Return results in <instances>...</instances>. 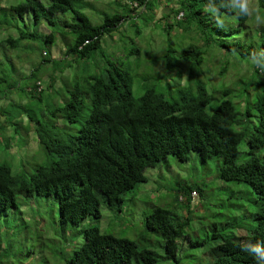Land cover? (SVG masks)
Segmentation results:
<instances>
[{
  "label": "trees",
  "instance_id": "1",
  "mask_svg": "<svg viewBox=\"0 0 264 264\" xmlns=\"http://www.w3.org/2000/svg\"><path fill=\"white\" fill-rule=\"evenodd\" d=\"M3 1L0 51L20 49L25 40L44 43L48 50L40 51L43 58L29 73L35 82L26 87V94L40 97L39 77L47 72L53 74L47 81L48 91L57 81L61 89L78 76L80 86L73 84L71 97L53 107L48 126L35 114L27 115L28 122L36 124L37 143L31 154L25 152L13 165L7 155L10 150L1 151L0 219L20 203L41 197L57 205L62 225L80 226L89 217L98 221L102 209L115 221L126 211L127 193L147 181L146 169L168 155L187 162L195 154L202 162L219 159L222 181L245 183L263 208L250 216L253 224L246 235L216 233L205 240H191L185 232L187 226L193 231L191 192L200 189L179 185L177 192L189 196L174 195L173 202H180L189 217L181 220L163 206L138 212L143 229L162 240V261L197 264L198 258L205 257V264H257V260L264 264V76L249 66L247 77L238 73L230 78L251 50L264 49V28L257 29L251 18L235 19L233 13L232 26L219 29L203 11L207 0H171V6L170 0H112L107 8L91 0H13L8 5ZM208 2L216 5L220 0ZM234 3L238 5L239 0ZM258 3L264 10V0ZM91 18L101 20L94 23ZM29 23L34 30L29 31ZM43 25L42 34L39 27ZM157 27L164 38L160 52L153 55L149 40L142 36L146 29ZM116 33L122 41L132 34L122 45L126 54L121 57L107 54L102 47L105 37ZM139 38L142 43L136 42ZM56 41L65 49L60 59L51 57ZM233 49L238 55H233ZM143 54L159 68L143 74L137 64ZM89 65L93 68L87 73ZM69 70L70 76L63 74ZM55 72L62 76L56 77ZM1 116L0 129L6 128V137H28L32 126L21 128V135L16 123L6 135L11 122ZM59 120L64 124L58 125ZM242 143L245 150L240 151ZM24 144L19 146L29 143ZM39 153L45 157L42 162L31 166L24 160ZM241 154L244 158L237 162ZM82 231V243L66 264H132L133 258L137 264L160 262L154 250L101 232L96 225ZM253 245H259V250Z\"/></svg>",
  "mask_w": 264,
  "mask_h": 264
},
{
  "label": "rangeland",
  "instance_id": "2",
  "mask_svg": "<svg viewBox=\"0 0 264 264\" xmlns=\"http://www.w3.org/2000/svg\"><path fill=\"white\" fill-rule=\"evenodd\" d=\"M12 1L4 0L3 4L8 5ZM91 1H94L96 6L101 8L111 6L112 2V0ZM170 2L169 6L173 4L171 0ZM86 12L94 16L90 11ZM98 19L95 18L94 21L91 18L94 23H97ZM28 25L29 31L34 30L32 23ZM41 28L45 29V26L39 27V32L43 34ZM125 36L123 41L120 38L122 36L117 33L111 37H105V42L102 44L103 49L107 54L116 57L125 55L126 52L123 51L122 45L125 46L128 42L126 40L132 38V34H126ZM142 37L149 40L148 49L155 52L153 55L160 52L164 35L159 27L155 31L146 29ZM21 42L20 49L11 52L0 51V60H2L0 76L5 78V82L0 83V114L3 113L5 120L11 122L8 125L11 129L6 132V135L12 132L15 126L12 123L17 124L21 135L23 134L22 129H29L30 125L32 126L31 130L29 129L28 137L24 135L21 139L19 138L20 145H25L26 142L29 143L25 147L19 146V144L18 146L15 145L19 139L15 137L9 139L10 135L6 137L5 127L0 129V158L4 156L1 151L10 150L7 155L10 154L8 158L13 162V165H16L19 157H22L25 152L31 154L36 148L37 142L34 134L36 124L28 122L27 115L34 117L35 114L44 126L47 125L53 107L62 104V101L71 97L70 91L74 90L73 84L77 83V87L80 86L78 76L77 79L75 78L74 83L72 80L65 83V88L59 89L61 85L57 81L56 87L48 91L46 88L47 81L49 76L53 74L47 72L43 75V71H36L37 75H43L42 78L39 77L43 92L39 95L40 97L26 94V87L33 86L35 82V80L28 77L29 73L34 68V64L43 58L40 51L42 49L48 50L44 48V43L35 42L32 44V41L29 40ZM136 42L142 43L143 41L139 38ZM172 42L175 43L176 41L172 39ZM55 43L56 46L50 51L51 57L60 59L63 57L65 49L62 45L57 44V41ZM144 49H147V47H144ZM149 55L151 54L149 53ZM242 61L240 60V62ZM137 64L138 66L140 64L139 68L143 74L159 68L156 65L154 66L155 61L149 64L144 54ZM249 66L246 61H243L239 69L233 71L237 74H232L230 78H237L238 73L243 77L246 76L245 72ZM92 68L93 66L89 65L87 73ZM82 73L84 74V72ZM54 74L56 77L62 76L59 72ZM63 74L70 76L71 71H64ZM211 76H213L212 72ZM15 85L16 87L12 88ZM1 117L0 121L3 120V117ZM57 123L63 125L64 121L59 120ZM68 128L71 129L73 126L69 125ZM239 149L240 151L245 150L244 143L239 146ZM243 158L244 154H241L237 162H240ZM24 160H28L27 163L32 166L45 160V157L39 153L35 158ZM219 165V159L214 158L202 162L195 154H191L187 162L178 161L173 155H168L165 160L159 161L154 168L146 169L147 181L139 184L134 189L135 191L132 190L127 193L126 211L122 216H118L115 221H113V215L109 211L102 209V216L98 221H93L89 217L80 226L62 225L59 222L57 205L51 199L37 197L27 201L25 205L20 203L17 209L10 211L8 215L0 219V264H66L73 251L82 243L83 228L90 225L98 226L101 232L131 239L140 248L147 247L154 250L160 260L158 264H173L168 260L162 261L164 256L161 248L162 240L157 234L147 233L143 229V222L142 224L139 223L140 215L138 212L142 214V212L149 211L152 207L163 206L171 209L181 220L189 217L182 210L180 202H173L174 195L179 196V199L189 196L184 192H177L179 185L185 183L193 185L195 190L196 187L200 189L199 194L191 198L189 225L193 228V231H190L188 226L185 231L191 240H205L216 233L222 236L231 234L246 235V229L253 224L250 216L263 208V205L256 199L251 188L245 183L222 181L218 170ZM132 195L134 196L130 199ZM30 201H33V205L29 203ZM196 255L199 256L198 252H196ZM198 260L197 264H205L207 261L205 257L198 258ZM132 264H137L134 258Z\"/></svg>",
  "mask_w": 264,
  "mask_h": 264
},
{
  "label": "clouds",
  "instance_id": "3",
  "mask_svg": "<svg viewBox=\"0 0 264 264\" xmlns=\"http://www.w3.org/2000/svg\"><path fill=\"white\" fill-rule=\"evenodd\" d=\"M221 9H223V11ZM203 11L219 29L232 26L229 18L232 17L233 13L235 14V19L251 18L257 29L264 28V10L261 9L258 0H239L238 5L234 3V0H220L216 5H212L207 0ZM232 53L233 55H238L235 49L232 50ZM246 63L252 66L253 70L258 69L260 76H264V49L251 50L247 56ZM198 194L197 191L191 192V198ZM252 247L259 250L260 246L253 245ZM257 264H261V262L257 260Z\"/></svg>",
  "mask_w": 264,
  "mask_h": 264
},
{
  "label": "built area",
  "instance_id": "4",
  "mask_svg": "<svg viewBox=\"0 0 264 264\" xmlns=\"http://www.w3.org/2000/svg\"><path fill=\"white\" fill-rule=\"evenodd\" d=\"M181 17V14H179V16L177 17L178 19Z\"/></svg>",
  "mask_w": 264,
  "mask_h": 264
}]
</instances>
